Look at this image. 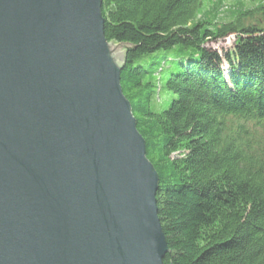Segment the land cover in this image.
Returning <instances> with one entry per match:
<instances>
[{
	"label": "water",
	"instance_id": "1",
	"mask_svg": "<svg viewBox=\"0 0 264 264\" xmlns=\"http://www.w3.org/2000/svg\"><path fill=\"white\" fill-rule=\"evenodd\" d=\"M103 0H0V264H165L159 174Z\"/></svg>",
	"mask_w": 264,
	"mask_h": 264
},
{
	"label": "trees",
	"instance_id": "2",
	"mask_svg": "<svg viewBox=\"0 0 264 264\" xmlns=\"http://www.w3.org/2000/svg\"><path fill=\"white\" fill-rule=\"evenodd\" d=\"M248 1L221 20L224 0H103L106 38L133 46L121 86L159 174L165 264H264V0ZM231 34L224 56L205 45Z\"/></svg>",
	"mask_w": 264,
	"mask_h": 264
},
{
	"label": "rangeland",
	"instance_id": "3",
	"mask_svg": "<svg viewBox=\"0 0 264 264\" xmlns=\"http://www.w3.org/2000/svg\"><path fill=\"white\" fill-rule=\"evenodd\" d=\"M240 4H244V6L249 7L252 6L251 2L248 0H224L223 4L220 6V10H218V15L221 20H226L225 18H229V11L233 9L234 7L239 6ZM255 19H245L244 23H254ZM263 24V22H261ZM236 35L231 34L227 37L218 39V40H212L207 42L205 45L206 47L212 49V50H217L219 53H221L223 56L228 52L234 50V46L236 44ZM227 62L224 61V65ZM226 66V65H225ZM161 96L164 98V93H160ZM176 97L173 94L168 95V99L166 102H163V100L160 102L162 104L159 106V110L166 108L171 100Z\"/></svg>",
	"mask_w": 264,
	"mask_h": 264
}]
</instances>
